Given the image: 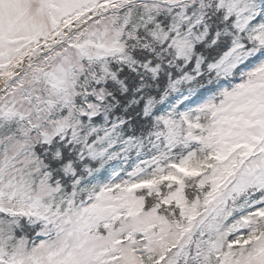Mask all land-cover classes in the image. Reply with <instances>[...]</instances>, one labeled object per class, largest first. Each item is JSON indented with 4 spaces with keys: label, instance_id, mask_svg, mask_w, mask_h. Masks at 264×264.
<instances>
[{
    "label": "snow or ice",
    "instance_id": "obj_1",
    "mask_svg": "<svg viewBox=\"0 0 264 264\" xmlns=\"http://www.w3.org/2000/svg\"><path fill=\"white\" fill-rule=\"evenodd\" d=\"M0 264H264V0H0Z\"/></svg>",
    "mask_w": 264,
    "mask_h": 264
}]
</instances>
